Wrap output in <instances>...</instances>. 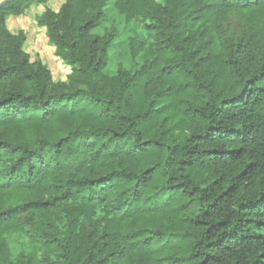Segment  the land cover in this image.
Returning <instances> with one entry per match:
<instances>
[{"label": "trees", "instance_id": "16d2710c", "mask_svg": "<svg viewBox=\"0 0 264 264\" xmlns=\"http://www.w3.org/2000/svg\"><path fill=\"white\" fill-rule=\"evenodd\" d=\"M79 1L40 19L69 85L17 37L0 57V231L71 204L20 264H264V0H115L151 41L112 76L114 35L93 34L101 12L79 17ZM233 13L251 32L224 37Z\"/></svg>", "mask_w": 264, "mask_h": 264}, {"label": "rangeland", "instance_id": "374dc122", "mask_svg": "<svg viewBox=\"0 0 264 264\" xmlns=\"http://www.w3.org/2000/svg\"><path fill=\"white\" fill-rule=\"evenodd\" d=\"M154 1L173 4L177 0ZM75 4L74 0H33L20 15L0 14V57L7 61L13 58L10 47L17 37L31 64L40 61L49 69L55 83L69 85L75 66L63 58L50 36L49 27L42 24L40 19L49 17V12L60 14L65 7L66 13H70L75 10ZM77 6L80 10L79 17L101 12V24L93 30V34L114 35L108 49L109 60L104 73L112 76L120 67L135 69L143 56L135 58L133 53L140 46L145 50L150 45L145 25L151 20H145L141 16L127 19L117 9L115 0H85L82 4L79 1ZM257 19L260 20L261 16ZM247 22L248 18L244 14L229 15L223 22L224 37L237 38L245 31L251 32ZM7 86L8 83L0 78V94ZM70 206L69 202H65L47 211L28 212L4 225L0 231V264H3L5 258L18 264L26 261L35 250V238L47 235L50 224L58 228L65 226Z\"/></svg>", "mask_w": 264, "mask_h": 264}]
</instances>
